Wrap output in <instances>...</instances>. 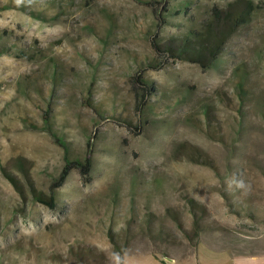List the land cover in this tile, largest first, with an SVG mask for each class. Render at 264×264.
Segmentation results:
<instances>
[{
  "label": "rangeland",
  "instance_id": "374dc122",
  "mask_svg": "<svg viewBox=\"0 0 264 264\" xmlns=\"http://www.w3.org/2000/svg\"><path fill=\"white\" fill-rule=\"evenodd\" d=\"M230 1L0 0V264L264 262V0L208 68L150 39Z\"/></svg>",
  "mask_w": 264,
  "mask_h": 264
},
{
  "label": "trees",
  "instance_id": "16d2710c",
  "mask_svg": "<svg viewBox=\"0 0 264 264\" xmlns=\"http://www.w3.org/2000/svg\"><path fill=\"white\" fill-rule=\"evenodd\" d=\"M25 2L27 0H24ZM54 2V1H52ZM55 3V2H54ZM257 12L256 6L251 0H232L228 2L224 7H214L208 12L206 18L198 21L197 23L190 24L186 30H183L176 35H166L159 37L154 34L151 39V44L155 52L159 55L166 56L168 58L178 59L188 61L199 65L201 68L205 69L211 66L218 56L224 51L227 41L237 33V31L242 28V26L249 23L255 17ZM179 13V10L175 14ZM171 14V11L168 12ZM164 25V23H152L153 28L159 30V28ZM150 28V27H149ZM155 32V33H156ZM12 50V51H11ZM33 52L27 48H15L10 49L7 47H0V55L5 54H17L28 56ZM147 62V67L156 68L159 67L158 61L155 58L147 57L145 58ZM52 72L49 75L52 82L55 83L57 78V71L55 70L56 64L54 63ZM239 85L238 89L241 90L243 87L244 75L242 72L239 73ZM137 82L141 83L143 92L146 94H151L152 86L147 82L146 79L141 76H137L135 79ZM49 117L45 119L46 130L56 138L57 142L61 146H65V141L62 136H58L56 132L52 131L51 123ZM66 148V146L64 147ZM187 155L190 159L198 158L200 153L189 149ZM69 166H78L80 161L76 158H66ZM86 168H89V161L85 160L82 163ZM66 171H64L60 177L59 183L56 185L58 187L66 176ZM30 193L35 201L43 203L44 205L52 208L55 204V193L54 188L49 195L45 192L30 188Z\"/></svg>",
  "mask_w": 264,
  "mask_h": 264
},
{
  "label": "crops",
  "instance_id": "0c3cea01",
  "mask_svg": "<svg viewBox=\"0 0 264 264\" xmlns=\"http://www.w3.org/2000/svg\"><path fill=\"white\" fill-rule=\"evenodd\" d=\"M205 248H207V247H205ZM208 249H210V248H208ZM210 250L214 251L215 253L224 254L223 256L225 257V260H224L223 264H246V263H244L245 259H247V258H250V259L251 258L252 259L255 258V256H253V255H250V256H239V255H233V254H231L229 252L227 254V253H225L226 251H217V250H213V249H210ZM199 251H200V246L198 247L194 263H190V264H205L206 263L205 262L206 261L205 257H200ZM256 261H258V259ZM252 264H259V263L256 262V263H252ZM261 264H264V262H262Z\"/></svg>",
  "mask_w": 264,
  "mask_h": 264
}]
</instances>
